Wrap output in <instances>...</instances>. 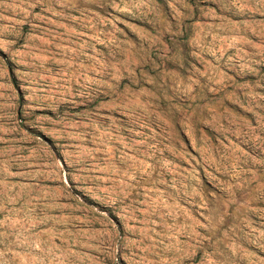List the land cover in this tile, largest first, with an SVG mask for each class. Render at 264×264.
<instances>
[{
    "label": "rangeland",
    "instance_id": "374dc122",
    "mask_svg": "<svg viewBox=\"0 0 264 264\" xmlns=\"http://www.w3.org/2000/svg\"><path fill=\"white\" fill-rule=\"evenodd\" d=\"M0 264H264V0H0Z\"/></svg>",
    "mask_w": 264,
    "mask_h": 264
}]
</instances>
